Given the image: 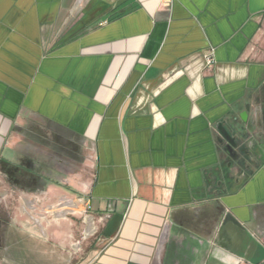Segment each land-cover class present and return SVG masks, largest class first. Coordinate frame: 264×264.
<instances>
[{
    "label": "crops",
    "instance_id": "0c3cea01",
    "mask_svg": "<svg viewBox=\"0 0 264 264\" xmlns=\"http://www.w3.org/2000/svg\"><path fill=\"white\" fill-rule=\"evenodd\" d=\"M165 2L0 0V163L57 194L87 154L80 264H264V0ZM10 226L2 263L56 264Z\"/></svg>",
    "mask_w": 264,
    "mask_h": 264
},
{
    "label": "rangeland",
    "instance_id": "374dc122",
    "mask_svg": "<svg viewBox=\"0 0 264 264\" xmlns=\"http://www.w3.org/2000/svg\"><path fill=\"white\" fill-rule=\"evenodd\" d=\"M63 152H57L58 159L66 156ZM73 163L58 162L55 168L54 183L58 185L57 194H50L46 188L47 183L41 181L37 192L23 190L17 185L0 175V264H4L1 258L16 256L15 249L6 251L1 245L2 237L12 230L10 224L22 229L32 231V235H43L48 244V226L57 227V255L56 264H80L88 254L94 241L96 232V219L90 214L87 205L89 179L91 177L90 158L87 154L76 153ZM28 171L18 172V176H26L25 183H32L33 175L24 174ZM56 177V178H55ZM61 189V190H60ZM15 221H18L17 223ZM17 224V225H16ZM44 226L43 229L41 226ZM45 230V234L43 231ZM9 236L11 231H9ZM16 235V233L14 234ZM4 238V237H3ZM53 244V243H52ZM47 252V251H46ZM48 253L42 254L40 264H53Z\"/></svg>",
    "mask_w": 264,
    "mask_h": 264
},
{
    "label": "trees",
    "instance_id": "16d2710c",
    "mask_svg": "<svg viewBox=\"0 0 264 264\" xmlns=\"http://www.w3.org/2000/svg\"><path fill=\"white\" fill-rule=\"evenodd\" d=\"M0 172L4 173L14 185H19L20 181L17 178L18 172H20L19 168L12 166L7 162H1Z\"/></svg>",
    "mask_w": 264,
    "mask_h": 264
},
{
    "label": "flooded vegetation",
    "instance_id": "af4514ba",
    "mask_svg": "<svg viewBox=\"0 0 264 264\" xmlns=\"http://www.w3.org/2000/svg\"><path fill=\"white\" fill-rule=\"evenodd\" d=\"M4 177H5V179H7V181H9V184H10L11 183L10 179L6 175ZM25 177L26 176H22L21 178L19 176L17 177L18 180L20 181L19 185H17V186L21 187L23 190L29 191L30 193L35 192L38 188V185H40V180L37 181V178L34 176V178H32L33 179L32 183L28 184V183H25V181H24V179H26Z\"/></svg>",
    "mask_w": 264,
    "mask_h": 264
},
{
    "label": "built area",
    "instance_id": "2783aa9c",
    "mask_svg": "<svg viewBox=\"0 0 264 264\" xmlns=\"http://www.w3.org/2000/svg\"><path fill=\"white\" fill-rule=\"evenodd\" d=\"M172 0H167V2H165V6H170L171 5ZM213 65V58L212 56H207L206 57V67L210 68Z\"/></svg>",
    "mask_w": 264,
    "mask_h": 264
}]
</instances>
